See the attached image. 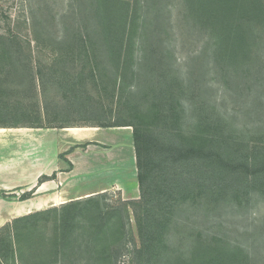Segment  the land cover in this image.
I'll use <instances>...</instances> for the list:
<instances>
[{
	"label": "trees",
	"instance_id": "trees-1",
	"mask_svg": "<svg viewBox=\"0 0 264 264\" xmlns=\"http://www.w3.org/2000/svg\"><path fill=\"white\" fill-rule=\"evenodd\" d=\"M170 1L95 0L96 21L108 27L106 40L113 46L110 62L119 72L118 77L120 73L121 79L125 77L123 73L134 65L135 54L141 52L142 64L137 70L133 69L132 76L143 80L146 86L136 96L132 92L125 96L119 78L115 81L113 91L116 92L119 85L121 93L118 104L122 109L116 113L118 116L108 114L105 107L91 105L89 78L66 77V73L61 72V84L70 80L65 96L69 94L83 102V109L79 111L86 114L87 120L92 119L89 123L104 128H133L140 199L124 201L122 208L109 209L106 204L102 205L105 194L17 219L0 234V264H7L10 259L12 264H119L128 254L129 264H250L248 250L230 243L226 239L230 236L218 235L208 242L197 239L190 251L176 250L178 256L170 255L169 260L172 250L166 236L178 222L174 218L182 204L203 200L208 211L215 214L247 204L255 194L264 195V0H181L186 8L180 19L191 22L194 32L202 33L208 40L194 59L204 61L207 66L205 60L210 58L209 63L212 61L216 66L212 73L225 79L226 88H232L235 97L243 95L251 101L241 121L228 110L221 112L218 105L208 99V93L213 90L208 80H202L207 72L198 78L196 67L176 68L167 56L162 57L159 66H150L156 51L148 54L146 45L151 44L150 37L157 30L146 28L155 25L160 33L171 29L170 22L165 21L170 20ZM119 5L121 10L117 17L111 9ZM144 7L143 17L136 18ZM95 38L92 36L85 43L84 36L79 34L66 45L65 57L69 62L86 57L81 72L89 66L90 80L96 85L97 79L102 84L105 79L98 70V55L88 50L94 47ZM9 48H0V57L5 56L2 62L10 69H18L22 60L17 58L12 43ZM62 62L66 63L63 59ZM146 62L149 68L145 67ZM3 63L0 66V113L4 111L1 106L5 93L1 74L8 79L11 72ZM154 69L157 74L141 75ZM102 89L109 93L107 86ZM58 110L56 117L64 111ZM253 119V125L249 124ZM40 122L41 119L21 126L43 128ZM15 125L12 127H20V124ZM63 127L66 126L60 128ZM129 205L137 211L138 245L135 239L128 240L125 231L124 212ZM41 217L47 219L45 231H49L52 219V235L28 243L37 238L32 226L38 227ZM127 240L134 244L132 250ZM21 241L27 244V255L30 260L34 257L33 262L21 259L20 252L26 251L25 247L21 249ZM257 242L256 239L253 245ZM33 244L36 247L30 252ZM45 249L47 256L52 253V260L41 261L42 257L35 254L36 251L42 254Z\"/></svg>",
	"mask_w": 264,
	"mask_h": 264
},
{
	"label": "rangeland",
	"instance_id": "rangeland-1",
	"mask_svg": "<svg viewBox=\"0 0 264 264\" xmlns=\"http://www.w3.org/2000/svg\"><path fill=\"white\" fill-rule=\"evenodd\" d=\"M123 2L133 3L134 0H123ZM170 2V20L165 21L170 22L171 29H165L166 33H160L155 25L152 28L151 26L146 28L157 30V33L150 37L151 44L146 45L148 54L152 55L153 51H156L154 62L152 61L150 66H159L162 57L167 56L169 63H172L176 68L189 70V67L190 69L196 67L198 78L201 75L203 76V72H207L202 80H208L213 90L208 93V99L213 105H218L221 112L228 110L241 121L242 115L245 114L244 111L250 108L248 103H251V101L249 102L246 96L243 95H241V98L238 95L235 97L234 90L226 88L223 83L225 79L212 73L213 68L216 66L212 61L209 63L210 58L205 60L207 66H205L204 61L194 59L197 55H200L208 40L204 39L202 33L194 32L191 22L180 19V16L185 12V4L183 6L181 0H171ZM111 10L114 16L119 17L120 5L112 7ZM144 10L145 7L140 9L136 18L138 16L143 17L141 14ZM96 11L95 0H0V48L7 46L10 49L12 43L17 58L22 60L21 67L10 69L6 66V62H2L4 60L2 57L5 58V56L0 57V66L3 63V67L6 66L5 69L11 70L8 79L5 78L4 74H1L5 85V93L2 95L3 105L1 106L4 111L0 113L1 126H17L15 124L21 126L26 122L33 124V121L37 122L39 119H41L40 123L43 127L60 128L66 126L86 129L93 126L92 123H89L92 122V119L87 120V117H84L86 114L82 115L83 111H79L83 109L81 105L83 102L77 101L69 94L65 96V90L70 86V80L66 84H61L63 72L66 73V77L77 78L82 75L87 79L89 78L88 82H90L87 88L92 96L91 101L93 102L91 105L96 108L105 107L106 112L108 114L113 113L114 116H118L116 113L122 109L118 104V97L121 96L120 86H117L116 92L113 91L115 81L118 78L119 84L123 85L125 96L130 95V92L136 96L141 89L145 88L146 85L142 82L143 80H137L132 76L133 69L137 70L139 65L142 64L140 63L142 61L141 52L138 55L135 54L132 68L123 73L126 81L122 84V80L125 78L124 75L123 79L120 78L121 73L118 77L119 72L110 62L112 60L110 53L113 46H109L106 40V29L108 27L106 24L103 25L101 22L96 21ZM152 17L155 18V13L152 14ZM138 20L141 21V19ZM159 21L162 22L160 19ZM76 34L77 36L79 34L84 36L85 43L88 42L90 37H96L94 47L88 48V50L89 52L93 50L94 56L98 55L99 57L98 70L101 72L103 80L105 79L104 84L97 79L96 85L98 86H96L92 79L90 80L89 66L84 73L81 72L83 63L87 62L86 57L75 59V62L66 60V45L77 37ZM12 36L16 37V40L12 39ZM37 36L38 39H36ZM65 37L67 38L63 39ZM62 59L66 63L62 62ZM144 65L149 68L148 62ZM104 68L107 69V72L102 73ZM153 71L150 73L145 71L141 75L143 73L145 75L157 74V69ZM57 72L59 74L56 77ZM231 85L237 87L235 84ZM103 86H107L109 93L103 91ZM234 97L238 99H234ZM58 109L64 111L61 112V116L56 117L55 114L59 111ZM45 110L47 113H45ZM51 120L52 122H50ZM251 122L253 125L255 119L251 120L249 124ZM188 125L189 122L186 126L189 131L190 127ZM131 129L133 132L132 127ZM101 201L103 206L106 204L109 209H117L122 208L125 205L124 201L129 200L122 198L121 191L113 190L106 194V197H103ZM51 208L53 206L44 210ZM178 210L174 218L178 222L172 225L166 236L168 239L167 244L172 250L168 254L169 260L170 255L173 258L175 255L178 256V251H190L194 244L196 245L195 241L197 239L208 242L213 241V236L218 235L224 238L230 236V239L226 238L230 243L240 245L248 250L250 264H264V195L255 194L249 203L238 204L234 210L228 212L217 211L214 214L208 211V207L203 200L196 203L187 202L180 205ZM136 213L134 207L127 206V210L124 212V223L128 240L135 239L136 244H139ZM46 222L47 219L41 217L38 227L32 226L37 238L28 243H33L41 239L42 236L50 237L52 235L54 223L52 224L51 219L49 221L51 224H47L49 231L47 229L45 231ZM200 235H202V238L199 237ZM256 239L258 242L253 245ZM181 241L182 243H180ZM31 246L30 252H34L36 246L34 244ZM22 247H25L26 251L22 250L20 252L21 259L33 262L34 257L30 260V256L27 255V244L21 241V249ZM128 248L132 250L134 244L128 241ZM47 251L45 249L42 254L36 251L35 254L39 255L38 258L42 257L41 261L52 260V253L47 256ZM8 263L12 264V260L10 259ZM129 263V254L119 261V264ZM170 263H173V261Z\"/></svg>",
	"mask_w": 264,
	"mask_h": 264
},
{
	"label": "crops",
	"instance_id": "crops-1",
	"mask_svg": "<svg viewBox=\"0 0 264 264\" xmlns=\"http://www.w3.org/2000/svg\"><path fill=\"white\" fill-rule=\"evenodd\" d=\"M79 129L0 126V234L36 211L113 190L140 198L131 127Z\"/></svg>",
	"mask_w": 264,
	"mask_h": 264
},
{
	"label": "bare ground",
	"instance_id": "bare-ground-1",
	"mask_svg": "<svg viewBox=\"0 0 264 264\" xmlns=\"http://www.w3.org/2000/svg\"><path fill=\"white\" fill-rule=\"evenodd\" d=\"M80 130V129H79ZM71 131H73V130H71Z\"/></svg>",
	"mask_w": 264,
	"mask_h": 264
}]
</instances>
